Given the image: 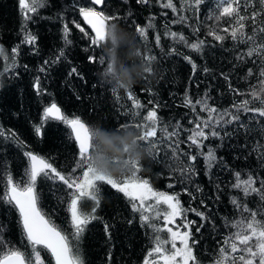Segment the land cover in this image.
<instances>
[{"label": "trees", "instance_id": "16d2710c", "mask_svg": "<svg viewBox=\"0 0 264 264\" xmlns=\"http://www.w3.org/2000/svg\"><path fill=\"white\" fill-rule=\"evenodd\" d=\"M166 2L105 0L99 6L106 16L119 17L108 21V24L119 23L136 37L144 55L155 57L152 62L158 70L157 76L123 89L113 88L100 80L99 73L103 67L98 62L101 47L91 45L90 37L94 32L73 8V4L77 7H96L94 4H89L88 0H46L45 6L38 10L39 16L33 14V20L27 24V29L38 38L33 47L23 43V17L18 0H0V46L9 56L7 61L0 57V126L6 133H16L27 145V148H21L13 140L0 137V179L5 171H9L14 182L23 181L27 165L22 153L27 150L48 159L65 176L82 175V170L76 169L77 145L68 138L61 123L49 121L45 124L42 138L33 132L32 126L41 123L44 107L53 100L66 115L79 116L90 128L97 126L99 133L117 131L107 128L118 125L145 123L147 111L155 108L159 119L155 159L143 162L137 175L141 179H148L158 191L179 194V200L186 210V221H195L191 225V232L192 240L197 241L194 247L196 258L200 264H214L219 248L235 231L226 224V219L234 221L240 218V210L232 205V198L237 197L254 210L261 205L256 194L244 197L241 190L232 185L236 180V172L241 174V179H246L249 173L264 178V160L260 155L264 153V148L257 147L258 143L264 144L259 127L264 124V119L253 121L249 114L241 113V120L251 129L250 132L245 133L244 129H237L236 125H227L218 129L221 138L209 137L203 141V151L206 153L209 147L214 148L218 158L217 165L208 171L203 156L199 154L200 150L187 139L195 126L196 114L184 106V97L187 94L195 102L207 94L209 105L220 110L227 108L235 111L232 109L233 104L242 100L251 101L252 88H259L260 61L253 57L241 62L237 58L246 51V46L232 41L222 31L229 27V18L219 22L209 19L216 14L217 0H204L198 12L183 5L181 0H173L177 9L175 13L162 7ZM180 15L187 17L185 23L174 22ZM65 23L69 28L70 44L64 41ZM149 23L153 27L149 28ZM77 24L84 32L76 27ZM137 26L146 29L145 37H140L136 32ZM194 28L197 31H193ZM213 28L225 35L223 42L208 35V31ZM166 30L182 34L190 43L204 41L202 51H193L183 43L173 41L170 36H165ZM251 31L252 25L247 22L245 32L250 35ZM157 35L160 37L159 45L155 39ZM14 47H18L19 51L17 65L6 70L5 64H11V50ZM173 49L175 52H172ZM61 51L63 56L57 60ZM170 52L171 55L168 54ZM90 56L96 57L97 62L90 63ZM186 56L196 65L195 70L192 63L184 59ZM41 67L45 71L41 72ZM73 67L77 71L69 75ZM249 68L252 69L251 76L248 75ZM37 78L42 90L40 94L33 88ZM129 91L135 100L140 101L141 108L134 110V101L127 96ZM249 106L257 107L259 102L253 101ZM196 112L207 117V113L201 112L199 106ZM176 123L181 125L179 135L171 140L161 139L159 127L167 125L168 131L172 132L174 129L171 125ZM225 132L231 135H225ZM174 141H178V144L173 145L176 148L175 159L173 149L169 147ZM192 155L197 156L196 161L188 159ZM189 165L194 168V172H188L191 179H185L178 169ZM128 175L130 173L113 177L123 179ZM169 184L173 186L169 187ZM100 188V205L95 213L99 219L88 226L78 244L84 264H143L154 244V233L141 226L139 215L132 213L122 194L106 184H101ZM185 188H188V192L184 191ZM37 189L41 211L71 240L66 187L59 181H44L38 182ZM2 191L3 184L0 183ZM81 208L91 212L92 203L84 202ZM197 212L204 213L208 219L203 220ZM258 219L264 217L258 216ZM105 223L109 225L110 238L105 234ZM183 223L181 218H177L176 224L180 230H185ZM197 227H200L199 232L196 231ZM0 228H3L2 235L9 246L29 251L21 236L18 214L7 211L2 203ZM161 237L166 238L163 233ZM72 243L76 245L75 241ZM41 256L45 264H54L46 251H42Z\"/></svg>", "mask_w": 264, "mask_h": 264}, {"label": "snow or ice", "instance_id": "6c2138e0", "mask_svg": "<svg viewBox=\"0 0 264 264\" xmlns=\"http://www.w3.org/2000/svg\"><path fill=\"white\" fill-rule=\"evenodd\" d=\"M104 2L105 0H88L89 4L94 5H103ZM137 2L148 3L149 0H137ZM203 2L204 0H181L183 5L194 12L199 11V7ZM18 4L23 17L21 26L23 43L34 47L38 38L27 29V24L33 20V14L36 17L39 16L38 10L45 6L46 0H18ZM162 7L171 9L174 13L177 11L173 0H167L166 3L162 4ZM73 8L94 32V35L90 37L91 45L101 47L108 34L109 24L107 22L119 17L106 16L103 11H97L95 7H77L76 4H73ZM226 17L229 18V27L222 29V31L227 33L232 41L246 46V51L237 58L241 62H244L245 58L255 57V59H258L260 61L259 77L261 79L259 88L254 87L251 90L252 100H242L233 104L232 109L235 111L227 108L220 110L209 105L207 94L195 102L187 94L185 95L184 106L189 107L196 114L195 126L190 130L187 139L191 142V145L200 150L199 154L203 156L208 171H211L217 165L218 158L214 148L209 147L206 153L203 151V141L208 140L209 137L221 138L218 129L227 125H236L237 129H244L245 133L250 132L251 129L241 120V113L249 114L250 119L253 121L264 119V0H217L216 14L210 16L209 19H215L219 22ZM186 21L187 17L180 15L174 22L185 23ZM247 22L252 25L250 35L245 32ZM76 27L80 28V25L77 24ZM148 27L151 28L153 25L149 23ZM80 31L84 32V29L80 28ZM193 31H197V29L194 28ZM136 32L143 38L146 29L137 26ZM63 35L65 44H70L67 23L64 24ZM208 35L214 37L216 41L223 42L225 40V35L220 34L215 28L210 29ZM165 36H170L173 41H179L196 52L202 51L204 45L202 40L190 43L182 34L176 32L166 30ZM155 39L157 45H159L160 37L157 35ZM172 52H175V49ZM172 52L168 54L171 55ZM18 55V47L12 48L11 64H5L6 70L9 67H16V57ZM61 56H63L62 51L56 59L59 60ZM0 57H3L5 61L9 60V56L2 46H0ZM143 58L149 63L155 60L154 56L144 55ZM88 59L90 63L97 62L94 56H90ZM184 59L192 63L190 57L186 56ZM98 62L104 64V58L100 56ZM47 64L48 62L45 61V65ZM192 67L195 70L196 65L192 63ZM40 71H45V68L41 67ZM76 71V68L73 67L69 75L76 73ZM252 74V69L249 68L248 75L251 76ZM33 88L37 94L41 93L39 78L35 80ZM127 96L128 99L134 101V110L142 107L140 101L134 99L131 91L127 93ZM253 101H258L259 106L250 107L249 105ZM197 106L200 107L201 112L207 113L206 118L196 112ZM135 114L134 111L133 115ZM49 121L61 123L66 129L68 138L76 143L78 152L76 169L82 170V175L76 177L72 175L65 176L43 156L31 150L23 151L22 155L26 158L27 165L24 169V179L22 182H14L11 173L5 171L2 179H0V183L3 184V191L0 192V203L5 206L7 211H15L18 214L21 236L25 242V248L29 251H22L14 245L9 246V243L3 238V228H0V264H45L41 256L42 251L49 254L54 264H84L78 244L88 226L99 219L95 213L100 205L101 184H106L112 190L122 194L127 199L132 213L139 215L141 226L151 229L154 233V244L148 251L143 264H200L194 253L197 241L192 240L191 232V225L195 221H186L184 216L186 210L179 200V194L156 191L148 179H141L137 175L141 167L136 161H130L131 170L128 172L130 175L125 176L123 179H116L113 176L98 172L91 163L94 151L93 140L94 137L99 135L97 128H90L79 116L70 117L66 115L54 100L44 107L41 123L32 126L33 132L38 138L43 137V127ZM144 121L145 123H130L124 124V126L138 129L141 133V139L151 142L156 148L155 138L157 137L159 119L155 108L147 111ZM190 123H193V121H190ZM121 126L107 129L115 130L121 128ZM171 127L174 129L172 132L168 131L167 125L159 127L161 139L171 140L172 137L179 135L181 125L176 123ZM259 127L262 136H264V124H260ZM225 135L231 134L225 132ZM0 137L5 140L11 139L17 146L27 148V145L16 133H6L2 126H0ZM174 144H178V141L169 144V147L173 149V159L176 158ZM257 147L264 148V144L258 143ZM260 155L261 159L264 160V153ZM188 159L196 161L197 156L192 155ZM178 170L185 179H191L188 172H194L191 165ZM235 177L236 180L232 187L240 189L244 197L256 194L261 201V205L254 210L250 209L247 204L242 203L237 197L232 198V205L240 210V218L234 221L226 219V224L235 231L219 248L214 264H264V219H258V216L264 217V178L249 173L246 179H241L239 172L235 173ZM44 181L62 182L68 191L67 212L69 214L68 223L72 229L71 240L39 207L40 194L37 185L38 182ZM258 181L259 187H257ZM168 186L172 187L173 185L169 184ZM184 191L188 192V188H185ZM189 195L191 196L192 193L189 192ZM84 202L92 203L91 212L82 210L81 205ZM192 211H195V209H192ZM197 215L203 220L208 219L202 212H197ZM177 218L184 221L183 228L185 230H180V226H177ZM129 223H132V221H129ZM104 231L106 236L110 238L111 232L107 223L104 224ZM196 231L199 232L200 227H197ZM161 233L166 238H162ZM73 241L76 242L75 246L72 243ZM178 241L180 247H177Z\"/></svg>", "mask_w": 264, "mask_h": 264}, {"label": "clouds", "instance_id": "9594fccd", "mask_svg": "<svg viewBox=\"0 0 264 264\" xmlns=\"http://www.w3.org/2000/svg\"><path fill=\"white\" fill-rule=\"evenodd\" d=\"M107 33L101 45L105 63L99 78L103 83L113 88L129 89L157 76L154 62L149 63L143 58L141 45L131 32L113 22L108 25ZM93 148L92 166L110 176L128 173L131 170L130 161L141 165L154 160L156 153L151 142L141 139L138 129L124 125L114 132H100L94 137Z\"/></svg>", "mask_w": 264, "mask_h": 264}, {"label": "water", "instance_id": "95a60500", "mask_svg": "<svg viewBox=\"0 0 264 264\" xmlns=\"http://www.w3.org/2000/svg\"><path fill=\"white\" fill-rule=\"evenodd\" d=\"M95 6H96V10L99 11V10H100V8H99L100 5H95ZM84 122H85V121H84ZM85 123H86V122H85ZM86 124H87V123H86ZM34 153H36V152H34ZM36 154H38V153H36ZM38 155H39V154H38ZM61 231H62V230H61Z\"/></svg>", "mask_w": 264, "mask_h": 264}, {"label": "rangeland", "instance_id": "374dc122", "mask_svg": "<svg viewBox=\"0 0 264 264\" xmlns=\"http://www.w3.org/2000/svg\"><path fill=\"white\" fill-rule=\"evenodd\" d=\"M96 8V7H95ZM99 11H102L101 9L99 10ZM105 14V13H104ZM156 190V189H155ZM156 191H158V190H156ZM162 192H164V191H162ZM168 193V192H167ZM170 194V193H169ZM177 247H180V243H179V241L177 242Z\"/></svg>", "mask_w": 264, "mask_h": 264}]
</instances>
